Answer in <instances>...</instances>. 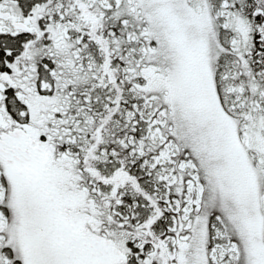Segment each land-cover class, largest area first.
Segmentation results:
<instances>
[{
    "label": "snow or ice",
    "instance_id": "1",
    "mask_svg": "<svg viewBox=\"0 0 264 264\" xmlns=\"http://www.w3.org/2000/svg\"><path fill=\"white\" fill-rule=\"evenodd\" d=\"M0 264H264V0H0Z\"/></svg>",
    "mask_w": 264,
    "mask_h": 264
}]
</instances>
